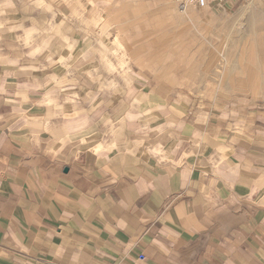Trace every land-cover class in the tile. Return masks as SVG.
I'll list each match as a JSON object with an SVG mask.
<instances>
[{
	"label": "crops",
	"instance_id": "crops-1",
	"mask_svg": "<svg viewBox=\"0 0 264 264\" xmlns=\"http://www.w3.org/2000/svg\"><path fill=\"white\" fill-rule=\"evenodd\" d=\"M112 1L0 0V264H264V96L160 79Z\"/></svg>",
	"mask_w": 264,
	"mask_h": 264
},
{
	"label": "rangeland",
	"instance_id": "rangeland-1",
	"mask_svg": "<svg viewBox=\"0 0 264 264\" xmlns=\"http://www.w3.org/2000/svg\"><path fill=\"white\" fill-rule=\"evenodd\" d=\"M114 2L117 11L139 13L137 19L128 16L132 19L125 24L133 27V22L139 23V42L146 50L141 52L142 59L154 65L160 79L169 78L173 84L193 89L200 65V81L201 77H220L222 92L228 95L253 91L264 96V0H229L212 9L180 6L178 0ZM249 5H259L256 14L251 16L248 11L241 16V10ZM218 18L234 25L228 37L223 24L214 22ZM252 19L262 27H251ZM124 38L127 42L137 39Z\"/></svg>",
	"mask_w": 264,
	"mask_h": 264
},
{
	"label": "bare ground",
	"instance_id": "bare-ground-1",
	"mask_svg": "<svg viewBox=\"0 0 264 264\" xmlns=\"http://www.w3.org/2000/svg\"><path fill=\"white\" fill-rule=\"evenodd\" d=\"M260 1V0H259ZM261 5H264L263 3H261ZM189 6H191V5H189ZM259 5H257V6H251V5H249L248 6V8H243L242 10H241V16H245V15H248L249 13H248V11L250 12V15L251 16H253V14H256L255 13V10H256V8L258 7ZM262 9H263V7H262ZM252 13V14H251ZM221 21V22H220ZM214 22H219L218 24H223V26L225 27V31H226V34H227V37L230 35V31H232V28H233V26L231 25V23L230 22H228L227 24L225 23V20H221V18H218V19H216ZM253 22H256V21H254L253 19L251 20V22H250V26L251 27H253L254 29H259V28H261L262 26H261V23H253Z\"/></svg>",
	"mask_w": 264,
	"mask_h": 264
},
{
	"label": "built area",
	"instance_id": "built-area-1",
	"mask_svg": "<svg viewBox=\"0 0 264 264\" xmlns=\"http://www.w3.org/2000/svg\"><path fill=\"white\" fill-rule=\"evenodd\" d=\"M225 0H178L180 6H195L200 9H212L214 6H218Z\"/></svg>",
	"mask_w": 264,
	"mask_h": 264
}]
</instances>
